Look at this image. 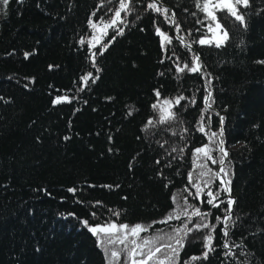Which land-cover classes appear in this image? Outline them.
I'll list each match as a JSON object with an SVG mask.
<instances>
[{
  "label": "trees",
  "instance_id": "trees-1",
  "mask_svg": "<svg viewBox=\"0 0 264 264\" xmlns=\"http://www.w3.org/2000/svg\"><path fill=\"white\" fill-rule=\"evenodd\" d=\"M159 1L167 19L148 8L153 0H129L122 21L92 46L90 19L109 21L120 0L0 4V264H107L101 233L89 228L112 221L147 229L128 239L130 249L132 239L158 236L134 260L176 244L184 216L161 221L173 195L189 192L194 152L206 140L200 120L218 127L203 105L202 78L222 115L235 203L225 237L216 219L228 208L221 188L223 203L206 220L216 227L203 229L213 236L206 259L198 237L179 254L202 257L190 264H264V0L239 7L244 22L218 12L228 34L221 47L196 42L209 32L197 23L207 21L195 0ZM171 13L202 74L177 71L194 66L195 52L172 35ZM162 110L174 118L161 123Z\"/></svg>",
  "mask_w": 264,
  "mask_h": 264
},
{
  "label": "snow or ice",
  "instance_id": "snow-or-ice-1",
  "mask_svg": "<svg viewBox=\"0 0 264 264\" xmlns=\"http://www.w3.org/2000/svg\"><path fill=\"white\" fill-rule=\"evenodd\" d=\"M128 2L129 0H120V9L121 10H126L128 9ZM248 2L249 0H235V7L231 4H225L223 8H220L218 5H216L215 7L212 6V3H211V0H203V2H201V0H195V6L197 9L203 11L204 13H206L205 15V21H207V23L205 24L204 21H200L198 20L197 23H200L202 24L204 27L207 28L208 32H212L214 28H220L221 25L219 23H217V17L213 14L214 11H226L230 14V18H234L235 21H240V22H244V15L242 14H239L238 11L236 10V8H239V7H247L248 5ZM9 3V0H0V4H2L5 8L7 6V4ZM148 8L150 9H153L155 10L156 12L158 13H162L163 15H165V18L167 19L169 17V10L167 8H164V7H161V6H158L156 0H154L153 3H150L148 4ZM193 15H195V13H193ZM115 16L117 18L120 17V11H116L115 13ZM171 23L175 24V27H176V30L177 32L180 31V25L178 23L175 22V13H171V20H170ZM91 23V21H90ZM116 23L115 20L112 21V24L114 25ZM93 27H95V25H93ZM121 32L123 31L122 29L120 30ZM157 31V34L158 35H162L163 34L160 32V29L157 28L156 29ZM197 31H199V29H197ZM227 32H224L223 33V39L219 40V41H216L215 42V46L216 47H221L222 44L224 43V40L227 39ZM178 39L180 40L181 43H184V38L183 36H179ZM167 42L168 43H171V38H167ZM197 43L203 45V44H210V43H213L212 40H208V39H199L198 41H196ZM187 47H191L190 45H186ZM28 54L26 53L25 56H27ZM198 61H199V57L198 56H194L193 57V64L194 66L193 67H189L188 64H184L183 67H180L179 65H177V71L178 72H183L185 69H187L188 71H191V72H197V71H200V66L198 64ZM88 76H91V73L88 74ZM88 76H85V77H81L82 80L84 81H87L88 79ZM93 82H95L93 80ZM157 96H159V92L156 93ZM210 96V94H209ZM61 98H57V101L58 102ZM66 99V98H65ZM184 97L181 96L179 98H177L175 100V104H179L181 100H183ZM205 99H209V97H205ZM164 104H171L172 101H167L165 100L163 102ZM158 107V104H154L153 105V108L156 109ZM174 118V114L171 113V112H165L164 110H162V114L160 116V122L163 123V122H167L171 119ZM153 122L150 120L148 122L149 125H151ZM147 127V125H146ZM200 131L203 132L204 131V128L201 127L200 128ZM222 130L220 132V135H222ZM211 136L212 137H216L217 136V133L213 132L211 133ZM221 144L223 143V141L220 142ZM175 151V149H174ZM219 151L222 153V157L219 161H216L215 159H213L210 155V150L208 149V145H205L204 147L202 148H197L195 150V153L197 154H200V153H203L208 159L212 160V163L215 164V163H219L221 165L224 164V159L223 157H226L228 155V153L224 150L223 147H220L219 148ZM220 173H224L225 176H227V173L225 172V169L224 167H220L219 169V172L217 173H214L213 175L216 177V178H220ZM202 175H205L207 176L208 173L205 172V173H202ZM189 182L191 183L192 182V174L189 173ZM210 181H206L205 182V187H207L208 183ZM221 183H225V181H223L221 179ZM193 187H195L197 189L196 191V196L199 197L200 193L203 191L202 188H200L197 184H193L192 185ZM69 191H75V189H69ZM224 191L225 192H228L230 193L231 189L228 188V187H225L224 188ZM217 195L218 193L216 194H213L211 191H208L207 193V196L210 197L208 200H207V203L210 204V205H213L214 207H219L220 204H214V201L216 200L217 198ZM175 197H173V200L175 201ZM185 201L187 200V197L184 198ZM220 203H223V201H221ZM235 203V201L233 199H228L227 201V204H228V208L226 209V212L228 213L227 215H225L223 217V219H221L220 217H217V222L218 223H223L224 224V229H223V235L225 237L228 236V221L231 220V210H232V205ZM118 215V214H117ZM181 215L183 216H186L188 217L189 221H191L192 217H200L201 220L200 222L196 223L193 225L192 228H188L187 226H185L186 228V231H185V235H187L188 233H191L193 232V230H196V231H201L203 229H212L214 230L216 225H210L208 222L205 221V217L208 215L207 213H202L200 211L199 208H195L191 214H189V212L187 211V208H183L182 211H181ZM179 219L180 216H173L172 214H170L166 219L165 221H161L162 223H166L168 220H172V219ZM85 225H87V221H84L83 222ZM89 230L94 234V235H99L100 233H104V234H111V233H115V232H122L124 233V236L123 238L121 237H117V240L121 243V244H124L125 243V240L127 239V237L129 235L131 236H139L140 232H143V231H147V229L145 227H143L142 225L140 224H137L135 226H128V225H124V224H120V225H117L115 222H112L111 224H106V225H103V226H100V225H97L96 227H90ZM177 233H179L181 231V229H177L176 230ZM212 241H213V236H212V233L211 231H209V233L207 235H205L203 237V242H204V246L206 248V251H204L203 253V258H207L209 252H211L213 249H212ZM116 241L113 240V239H108L107 243L108 244H113L115 243ZM151 241L149 239H144L143 242L141 244H138L136 239H132L131 240V244L133 245V247L129 250L128 252V255L130 257H135L138 252L137 250L140 249V248H143L145 246H147ZM101 245H103V241L100 242ZM177 243L179 244L180 248H182L184 245H183V241L182 240H178ZM161 247H168V248H171V245H167V246H161ZM161 247H157L155 249V251H149L148 255L146 257H144V259L142 260H133L132 261V264H147V261L148 260H151L155 255L156 253L160 252L161 251ZM224 247L227 249L229 248V245L227 244V242H225L224 244ZM238 247V246H237ZM173 254L178 256L179 254V249L178 248H172V251L171 253H169L168 255H166L164 257V260H169L171 261L174 257H173ZM232 253L231 252H226L225 255H231ZM120 254L117 252V251H112L111 252V257L113 258H116L118 257ZM202 257H198V256H193L190 258V261L189 262H185V264H190L191 261H196V260H199L201 259ZM158 264H164V261L161 260V261H158Z\"/></svg>",
  "mask_w": 264,
  "mask_h": 264
},
{
  "label": "rangeland",
  "instance_id": "rangeland-1",
  "mask_svg": "<svg viewBox=\"0 0 264 264\" xmlns=\"http://www.w3.org/2000/svg\"><path fill=\"white\" fill-rule=\"evenodd\" d=\"M211 3H212L213 7L218 5L220 8H223L225 4H231V5H233L235 7V0H211ZM236 10L238 11L239 8H236ZM116 11H120V17L119 18H117L115 16ZM116 11L114 12L112 18L109 21H102L101 23L98 24L93 19H90V21H91V23H90L91 34L88 37V42H89V44L91 46L94 45V44H97L101 40V36L103 35V33L106 32L111 26L117 25L118 22L122 21L123 17L121 15L120 7L118 9H116ZM218 12L219 11H214L213 14L217 17V23H219L221 25V22H220V20L218 18ZM205 15H206V13H205ZM113 20L116 21V23L114 25L112 24ZM93 25H95V27H93ZM224 32H226V31L224 30V28L221 25L220 28H214L212 32H209V35L204 36L201 39L212 40L213 43L215 44L216 41H219V40L223 39V33ZM57 98H61L60 100H67L68 96L63 95V96L56 97L54 99L55 102L57 101ZM200 123L205 127V120H201ZM213 132L217 133L216 137H212L211 136V133H213ZM205 145H208V149L210 150L211 153H213V155H215V156L219 155L220 151H219V141H218V127L217 128H215V127L212 128L208 132L207 141L205 143H203L201 146L197 147V148H202ZM205 158H206V156L203 153H200V154L195 153V158H194L195 159V166L193 167L192 173H191L192 174V182L190 183L191 186L193 184H197L201 188V186L203 184L201 182V180L203 179L202 173L204 172V170L207 171V168H205L204 166H201L200 164L205 165V160H207ZM214 159H215V157H214ZM219 180L221 181L220 178H219ZM193 192L195 193V191H193ZM173 197H175L176 199L174 201L173 198H172V200H173L172 209L167 214L166 218L170 214H172L173 216H176L177 214L181 213L183 208H187V211L189 212V214H191V212L195 208H199L198 207L199 204L195 200H191V199H189L187 197V192L186 191H182L181 190L178 193L174 194ZM185 197H187L186 201L184 199ZM181 219L182 220H180L179 223H177L178 229H181V231L178 233L177 241L178 240H182L183 241V245H186L188 243H191L192 241H194L198 237V238H201L202 243L204 245L203 237L208 234L206 231L193 230V232L188 233L187 235H185V231H186L185 226H187L188 228H192L194 224L200 222L201 218L194 216V217H192L191 221H189L188 217L184 216ZM137 224H139V223H137ZM137 224H125V225H128V226L131 227V226H135ZM117 225H120V224L117 223ZM142 226L145 227L144 225H142ZM140 233H142V232H140ZM118 236L123 238L124 233H122V232H115V233H111V234L101 233V236H99V243L101 241L104 242L102 247L105 250L107 264H116L119 260L124 259V258L128 259V264H129L130 261L133 259V257H130L128 255V252H129L130 248L127 245V241L131 237V235H129L127 237V239L125 240L124 244H121L117 240ZM150 237H151L150 239L149 238H146V239H149L151 242L147 246L138 249L137 250L138 253H140L141 250H143L145 248H148L151 244L155 243L157 238H158V236L155 235V234L150 235ZM108 239H113L116 242L113 243V244H108L107 243ZM177 241H176V244L166 243V244L162 245V246L171 245V248L161 247V251L156 253V255L151 260H148L147 264H158V261H161V260L164 261V264H185V262H189L190 259L181 258L180 254H178V256L173 254L174 258L171 261L164 260V257L166 255H168L169 253H171L172 248H178L180 250V246L177 243ZM142 242H138V244H141ZM156 248H154L152 251L154 252ZM112 251H117L120 255L118 257H116V258H113V257H111V252ZM204 251H206L205 246H204ZM204 251H203V253H204Z\"/></svg>",
  "mask_w": 264,
  "mask_h": 264
},
{
  "label": "flooded vegetation",
  "instance_id": "flooded-vegetation-1",
  "mask_svg": "<svg viewBox=\"0 0 264 264\" xmlns=\"http://www.w3.org/2000/svg\"><path fill=\"white\" fill-rule=\"evenodd\" d=\"M221 153V152H220ZM211 157L214 159V157L216 158L215 155H213V153L210 152ZM207 160H205V168H207V172L208 175L205 176L203 175V179L201 180V182L203 183L201 188L203 189V191L200 193L199 197L196 196V191L197 189L193 186H191V184H189V192L187 193V197L191 200H195L199 205H204L205 210L201 211L202 213H207L208 215L205 217V221H210L212 222V220L215 219V216H212L213 213V209L217 208L214 207L213 205H210L207 203V200L210 198L207 196L208 191H211L213 194L218 193L216 200L214 201V204H220V206L222 205V203H220L221 200L220 199V189L222 188L221 184H220V180L219 178H216L213 174L217 173L218 170V166L212 163V160L208 159L207 157L205 158ZM205 173V172H203ZM206 181H210L207 185V187H205V182ZM195 191V193L193 192ZM219 206V207H220Z\"/></svg>",
  "mask_w": 264,
  "mask_h": 264
},
{
  "label": "water",
  "instance_id": "water-1",
  "mask_svg": "<svg viewBox=\"0 0 264 264\" xmlns=\"http://www.w3.org/2000/svg\"><path fill=\"white\" fill-rule=\"evenodd\" d=\"M154 1V0H153ZM156 2L159 4V5H163V3L162 2H160V1H158V0H156ZM171 31H172V33H173V35L178 39V35L175 33V29H174V24L173 23H171ZM179 40V39H178ZM184 45H188L185 41H184V43H183ZM191 46V45H190ZM190 49L191 50H193L194 52H195V56H198L199 58H200V55H199V53L196 51V49L193 47V46H191L190 47ZM198 73L199 74H201L202 73V68L200 67V71H198ZM203 84H204V89H205V94H204V97H203V105L204 106H206L207 108H209V109H211V110H214L215 112H216V109L213 107V105L210 103V96H209V94L211 95V92H210V90H209V88L206 86V84H205V82L203 81ZM205 97H209V99H205ZM219 118H222V115L219 113ZM221 130H222V133L224 132V130H223V126H222V122H219V127H218V141H219V148L220 147H223L224 148V150L227 152V147H226V143H225V140H224V137H223V134L222 135H220V132H221ZM221 141H223V143L221 144L220 142ZM221 157H222V153H221ZM227 157V156H226ZM226 157H223V159H224V162L226 161ZM224 165V164H223ZM223 165H221V164H218V172H219V169H220V167H222ZM220 175H221V179L223 180V181H225V183H223V189L225 188V187H228V188H230L229 186H228V184H227V181H226V178H225V176L223 175V173H220ZM225 192V191H224ZM225 194H226V197L227 198H231V199H233L234 201H235V196H233L232 194H231V191H230V193H228V192H225ZM232 208H233V205H232ZM232 211V210H231ZM228 214V213H227ZM226 214V215H227ZM112 222H114V221H112ZM112 222H110L109 224H111ZM116 223V222H115ZM117 224V223H116ZM125 225V224H124ZM224 242H226V239L224 240Z\"/></svg>",
  "mask_w": 264,
  "mask_h": 264
},
{
  "label": "bare ground",
  "instance_id": "bare-ground-1",
  "mask_svg": "<svg viewBox=\"0 0 264 264\" xmlns=\"http://www.w3.org/2000/svg\"><path fill=\"white\" fill-rule=\"evenodd\" d=\"M159 1V0H158ZM170 28H171V24H170ZM174 29H175V27H174ZM171 33H172V31H171ZM175 33H176V30H175ZM177 34V33H176ZM172 35H173V33H172ZM178 35V34H177ZM174 36V35H173ZM179 36V35H178ZM175 37V36H174ZM176 38V37H175ZM177 39V38H176ZM178 40V39H177ZM180 41V40H179ZM188 45H190V44H188ZM192 46V45H191ZM189 48V47H188ZM200 66V65H199ZM201 67V66H200ZM202 68V67H201ZM198 72V71H197ZM202 74V73H201ZM203 81H204V79L202 78V83H203ZM205 82V81H204ZM205 84H206V82H205ZM204 85V84H203ZM206 86H207V84H206ZM208 87V86H207ZM209 88V87H208ZM209 90H210V88H209ZM210 92H211V90H210ZM211 96V95H210ZM206 107V106H205ZM209 109V108H208ZM216 113V115H217V117H218V127H219V122H222L223 121V119L222 118H219V112L218 111H216L215 112ZM201 120H205V119H201ZM201 120H200V122H201ZM206 121L207 120H205V127L203 126V128H204V130L206 131V140H205V142L207 141V137H208V132L212 129V128H208L207 126H206ZM201 166H204L203 164H200ZM195 166V159H194V161H193V164H192V167H194ZM205 167V166H204ZM205 169V168H204ZM206 170H204V172H205ZM207 172V171H206ZM217 172H218V170H217ZM208 173V172H207ZM220 179H221V175H220ZM227 181V180H226ZM220 184H221V186L223 185L222 183H221V181H220ZM227 184H228V182H227ZM229 186V185H228ZM222 189H223V186H222ZM223 192H224V189H223ZM224 195L226 196V194H225V192H224ZM132 224H137V223H132ZM179 252H180V250H179ZM134 259H132L131 261H130V263L129 264H132V261H133ZM137 261H139V260H137Z\"/></svg>",
  "mask_w": 264,
  "mask_h": 264
}]
</instances>
